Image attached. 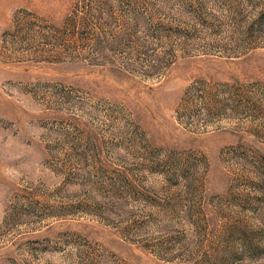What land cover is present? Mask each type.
I'll return each mask as SVG.
<instances>
[{
    "label": "rangeland",
    "instance_id": "374dc122",
    "mask_svg": "<svg viewBox=\"0 0 264 264\" xmlns=\"http://www.w3.org/2000/svg\"><path fill=\"white\" fill-rule=\"evenodd\" d=\"M0 264H264V0H0Z\"/></svg>",
    "mask_w": 264,
    "mask_h": 264
}]
</instances>
